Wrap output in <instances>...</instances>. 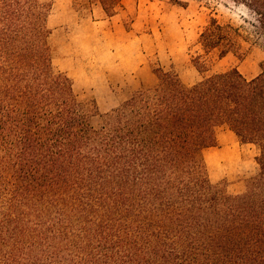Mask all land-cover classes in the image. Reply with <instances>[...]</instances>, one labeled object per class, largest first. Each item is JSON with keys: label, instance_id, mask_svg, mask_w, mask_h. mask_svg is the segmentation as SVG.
<instances>
[{"label": "trees", "instance_id": "16d2710c", "mask_svg": "<svg viewBox=\"0 0 264 264\" xmlns=\"http://www.w3.org/2000/svg\"><path fill=\"white\" fill-rule=\"evenodd\" d=\"M231 1L250 30L211 15L199 80L154 68L96 126L53 65L52 0H0V264H264V60L253 77L211 63L264 42V0ZM223 126L258 150L240 193L204 157Z\"/></svg>", "mask_w": 264, "mask_h": 264}, {"label": "rangeland", "instance_id": "374dc122", "mask_svg": "<svg viewBox=\"0 0 264 264\" xmlns=\"http://www.w3.org/2000/svg\"><path fill=\"white\" fill-rule=\"evenodd\" d=\"M115 1L114 14L108 15L99 0H52L49 18L53 65L71 78L80 100L96 103V126L133 93L157 84L154 68L173 70L186 84L199 80L192 59L202 53L197 38L211 15L250 30L251 13L231 0ZM262 60L264 42L242 40L238 52L211 63L214 70L236 66L253 77ZM217 137V144L204 150L210 179L231 193L243 192L258 171V150L241 144L225 126Z\"/></svg>", "mask_w": 264, "mask_h": 264}, {"label": "crops", "instance_id": "0c3cea01", "mask_svg": "<svg viewBox=\"0 0 264 264\" xmlns=\"http://www.w3.org/2000/svg\"><path fill=\"white\" fill-rule=\"evenodd\" d=\"M231 131V130H230ZM232 132V131H231ZM236 136V135H235ZM237 137V136H236Z\"/></svg>", "mask_w": 264, "mask_h": 264}]
</instances>
